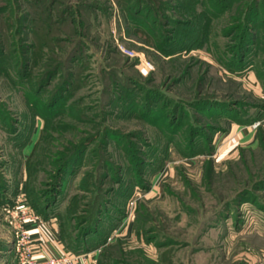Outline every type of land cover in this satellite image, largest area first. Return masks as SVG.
<instances>
[{
    "label": "rangeland",
    "instance_id": "obj_1",
    "mask_svg": "<svg viewBox=\"0 0 264 264\" xmlns=\"http://www.w3.org/2000/svg\"><path fill=\"white\" fill-rule=\"evenodd\" d=\"M263 33L264 0H0V264H15L9 211L23 196L35 213L47 205L71 156L48 208L69 244L101 222L83 238L98 244L141 192L129 235L115 230L98 264H264V141L228 151L223 127L211 147L186 136L224 126L197 100L263 112ZM150 107L184 112L170 144Z\"/></svg>",
    "mask_w": 264,
    "mask_h": 264
},
{
    "label": "trees",
    "instance_id": "obj_2",
    "mask_svg": "<svg viewBox=\"0 0 264 264\" xmlns=\"http://www.w3.org/2000/svg\"><path fill=\"white\" fill-rule=\"evenodd\" d=\"M133 20L135 23H139L142 26V27L140 26V28H142V30H140V31H143L145 33L147 32L143 28V26L147 27V25L149 27V24L147 22L146 17L140 18V16L136 15V17H133ZM228 33H230V32H228ZM263 35H264V33H263ZM242 39L244 41H246V43H247V45H244L243 48H247V49H250L252 46H254L253 44L256 42V37L252 38L250 36V33H247L245 36L242 37ZM262 41H263V38L260 39L259 43H262ZM245 52H246V50L245 51L242 50V51L238 52V56L240 57L237 61L238 67H241V65L244 63V58H243L244 56L243 55H245ZM167 53L171 54L170 52H167ZM224 66L228 67L230 65L228 63H225ZM263 75H264V71H263V74L258 73L259 78L263 79ZM52 76H53L52 72H49L47 74V78L45 81L46 84L49 83ZM262 83H263L262 85H263V89H264V80L262 81ZM60 93L61 92H58L53 96L52 100H50L51 103L48 104L49 106H51V105L54 106L55 103H58L63 99L64 95H62ZM157 101H156V103H157ZM197 102H200L199 110L203 113H206L213 120H220L221 117L226 116V117H231V118L235 119L236 122L241 123V124H251L256 119L264 118V110H263V112L258 114V116H255L256 115L255 114L249 118H244V116L242 117V112H240V110H238L236 108H232L231 106H233V104H229V102H221L218 100H209V99L197 100ZM195 103H193V104H195ZM256 107L258 109H262V106L257 105ZM162 110H163V113H161L160 115H157L155 113V111L153 110V108L150 107L149 111L146 114H147L148 118L155 123H159L160 120L162 122L164 121V126L168 129V131H170L169 134H167L168 139H169L168 143L170 144V142H173V140L175 139L174 133H176L178 131L182 121L185 122L183 120L184 112L182 114H180V113L178 114L176 108L173 109L172 112H166V111H164L163 108H162ZM176 119H178V120H176ZM209 127H210L211 132L206 131V129H209L207 126H205V127L204 126L203 127L198 126L197 127L196 125H191L189 127V131L186 135L187 136V144L189 146H191V145L196 144L197 141L201 142V140H202V143L206 147H209V146L211 147L210 142L213 140L214 132L221 130L223 128H222V126L220 127V126H216V125L215 126L209 125ZM258 138L260 140L264 141L263 140L264 139V132L263 131H261V130L259 131ZM87 145H88V143L83 144V148L80 151H83L84 149H86ZM192 152L193 151H191L189 154H191ZM76 159H78V156H71L69 159L66 158V160L62 164L61 168L58 169V174H56L57 180H56L55 185H54L55 188H53L54 189L53 191H55V194L51 193L50 198L47 199V202L51 203V205H49L47 203V205L46 204L43 205L41 207V209H39L37 211V213L40 214L43 218L48 219V218L52 217V214H51V212H49L48 208H50L52 206V203H54L56 201V196L60 193V187L62 186V182L64 180V177L67 173H70L72 171V169H74L75 164L77 163ZM145 185L146 184H144L142 182V179H140L137 182V184L135 185V187L136 188L140 187V186L146 187ZM133 190L130 192V194L133 193ZM99 209H100V207H99ZM100 210H98V213L100 212ZM98 221H100V220H98ZM117 222H116V225L112 226L111 229H108V232L105 233L106 235L102 240L103 242L97 240L96 243H98V244L92 245V246L88 245V242H87L86 246H85V245H83L84 244L83 238L89 239V237H90L89 241H93L96 238V234H98L100 232L98 229V226H99V223H101V222H97V224L95 226L91 225L90 227H87L85 230L83 229L84 230L83 234L78 233V235H76V237L74 238L73 244L71 245V244H69V242H67L66 237H64V234L66 233L64 230V225H63V222H61L59 220L62 242L64 243V246L67 250L72 251L75 254H80V253L85 252V251H90L92 249L100 247V245H102L103 246L102 249H104V247H106L108 240L110 239L111 234L115 230H117V227L119 226V223L121 222V220H117ZM99 261L101 262V258H99Z\"/></svg>",
    "mask_w": 264,
    "mask_h": 264
},
{
    "label": "crops",
    "instance_id": "obj_3",
    "mask_svg": "<svg viewBox=\"0 0 264 264\" xmlns=\"http://www.w3.org/2000/svg\"><path fill=\"white\" fill-rule=\"evenodd\" d=\"M261 90L264 89L261 88ZM262 96L264 97V92ZM262 110H264V105H262ZM261 120L263 122L260 125L257 127L252 125L250 128V125L238 123L231 117L224 116L220 118V121L224 122V126L222 127L226 132L225 134H228L227 136L231 138L230 142L227 144V150L229 151L230 149V151H232V149L238 145L241 147L256 146L259 140V131L261 130L264 132V118ZM27 227L34 238L38 257L49 255L59 256L61 254L70 255L73 253L72 251L67 250L62 242L60 225L56 216L45 219L39 215L35 220L29 221ZM130 231L131 225L128 223L120 232L116 230V234L118 232V235L128 236ZM100 253L101 249L97 250V248L80 254L73 253L76 257L74 264H92L95 260L99 262Z\"/></svg>",
    "mask_w": 264,
    "mask_h": 264
},
{
    "label": "built area",
    "instance_id": "obj_4",
    "mask_svg": "<svg viewBox=\"0 0 264 264\" xmlns=\"http://www.w3.org/2000/svg\"><path fill=\"white\" fill-rule=\"evenodd\" d=\"M130 55H135L134 52H128ZM143 64L148 69H153L151 62L142 61ZM262 121H256L253 126L257 127ZM140 191H136L135 198L131 201L129 211L126 213L124 221L117 229L120 232L132 219L133 206L136 204L138 198L141 196ZM11 216V225L14 230V249H15V264H74L76 257L72 254H61L59 256L49 255L45 257H38L36 253V246L34 238L30 230L27 227V223L31 220L38 218L39 214L35 213L32 206L27 203L25 196L18 198L16 204L9 211ZM117 232V234H118ZM101 248H97L100 250ZM92 264H98L95 260Z\"/></svg>",
    "mask_w": 264,
    "mask_h": 264
}]
</instances>
